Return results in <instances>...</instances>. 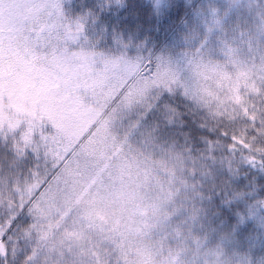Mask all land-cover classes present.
I'll use <instances>...</instances> for the list:
<instances>
[{
    "label": "trees",
    "instance_id": "trees-1",
    "mask_svg": "<svg viewBox=\"0 0 264 264\" xmlns=\"http://www.w3.org/2000/svg\"><path fill=\"white\" fill-rule=\"evenodd\" d=\"M53 1L64 21H82L88 11L96 10V15L94 12L91 14L96 20L93 26L86 19L84 21L87 22L84 36L87 45L115 53L117 49H124L127 57L136 49L143 48L145 53L142 56L151 57L153 61L158 56L157 51L167 50L172 43L181 42L182 36L190 37L191 34H185L186 30L202 31L206 25L213 28L216 22L219 27H214L212 41L218 38V41L228 40L232 44V57L228 59L231 63H227V70L222 72L228 82L218 81V76L215 79L208 76L205 90L199 88L193 91L187 86L188 95L157 88L155 90L160 95L155 101L152 95L148 96V102L153 103V107L147 111H142L143 105H138L110 116L115 105H108L105 112L112 121V130L107 134V145L102 154L113 156V160L122 166L125 164L129 169L125 175L128 171L132 172L130 165L138 163L139 172H144L133 182H129L131 178L123 181L121 189H117L114 183L118 177L113 171L96 176L81 171L73 180L68 175V182L59 189L55 185L54 173H45L46 181L51 180L49 186L45 183L33 187L31 193L24 191V186L31 179L35 156L25 150L13 164L11 141L0 138V201L9 202L3 198V190L11 188L15 182L19 183L22 193L12 200L19 218L13 224L5 264H39V261H33L32 245L27 242L25 232L28 233L33 216L38 215L45 203L53 219L58 214H67L70 218L76 212L84 219L94 217V226L102 232L98 237L103 240L97 243L98 254L104 258L99 263L199 264L198 254L191 248V240L181 243L188 236V229L193 233L198 230L196 220L183 209L164 219L154 198L157 190L154 175L168 174L159 170L154 172L156 166L152 162L161 156L175 159L177 153L183 158L180 162L184 165L185 176H188V168H197L200 164L218 175L227 176L230 171L241 173L233 183L250 193L246 200L230 203L225 208L219 202V194L213 199L218 211L223 214L221 227L229 225L233 235L245 240L237 250L246 252L250 262L256 259L259 264H264V255H261L264 252V243H261L264 240V208L254 206L255 200L264 199V170L261 169L264 167V72L256 67L259 60L251 50L247 36L238 27H246V19L233 16L225 25L218 19L221 0H163L160 8H155L150 0H111L103 7H94L91 3L94 0ZM33 24L26 29L38 30L41 26ZM42 29L48 31L45 26ZM23 34L31 37L35 32L24 31ZM116 42L120 47L115 46ZM152 50L154 54L149 55ZM190 72L194 70L187 72L190 74L189 81L192 80ZM187 85L190 84L187 82ZM166 105L175 109L171 124L164 118ZM104 130L101 123L96 124L93 129L98 137L96 142L103 141L99 137L104 135ZM71 168L65 163L63 175L71 174ZM197 175L195 173L189 178L195 181ZM172 183L180 188L175 197L177 203L191 208L199 202L200 198L181 186L175 177ZM198 190L207 195L206 188ZM184 193L188 194V199L180 200ZM11 215L0 212V228L5 227L6 216ZM71 221L66 219V224ZM179 221L182 223H177ZM172 226L179 229V234L172 231ZM228 243L232 246L231 241ZM185 244L189 248H185ZM4 259L0 257V260Z\"/></svg>",
    "mask_w": 264,
    "mask_h": 264
},
{
    "label": "rangeland",
    "instance_id": "rangeland-1",
    "mask_svg": "<svg viewBox=\"0 0 264 264\" xmlns=\"http://www.w3.org/2000/svg\"><path fill=\"white\" fill-rule=\"evenodd\" d=\"M110 1L94 0L91 3L94 7H103ZM150 1L155 8H160L163 0ZM56 8L53 0H0V128L3 130L0 138L11 141L9 124L16 125L18 135L32 129L33 146L38 142V151L33 152L31 146L26 151L35 156L36 163L28 182L35 188L45 183L49 186L51 180L46 181L45 173H54L55 185L59 189L68 182V175L73 180L81 171L95 176L113 171L118 177V180L114 178V183L117 189H121L123 181L131 178L129 182H133L144 172H139L138 163L130 165L132 172L125 175L129 170L125 164L122 166L113 160V156L102 154L107 145V134L112 130V121L106 117L105 111L102 115L86 101L90 94L107 90V83L114 78L112 70L105 65L104 56H118L124 49H117L115 53L85 43L87 22L84 21L86 19L94 25L96 20L91 14L96 15L95 9L88 11L82 21L78 19L83 24L82 39H78L74 32L77 20H62ZM214 23L218 28L219 24ZM32 24L41 26L38 30L26 29ZM44 26L48 31L42 29ZM214 27L206 25L202 31L188 29L185 34H191L190 37L182 36L181 42L157 51V58L178 73L182 80L185 79L193 91L205 90L208 76L212 79L218 76V81L228 82L222 72L227 70V63H231L228 59L232 57V44L228 40L218 41V38L212 41ZM24 31L35 34L28 37ZM154 52L152 50L149 55ZM144 53L143 48H139L128 58ZM189 69L194 70L190 72L191 81L187 73ZM97 123L105 129L104 135L99 137L103 139L101 143L96 142L98 137L93 131ZM65 163L72 167V173L64 176ZM0 203L1 211L15 213L14 205L10 208L8 201ZM19 203L23 205V201ZM44 205L37 218L33 216L27 235V242L32 245L33 261H39V264H104L99 263L104 258L99 256L97 246L103 242L98 237L102 232L94 226V217L84 219L76 212L70 218L67 214H58L53 219L48 205ZM9 217L6 216V220ZM66 219L72 220L71 223L66 224ZM1 225L4 226L3 221ZM37 257L40 258L37 260Z\"/></svg>",
    "mask_w": 264,
    "mask_h": 264
},
{
    "label": "clouds",
    "instance_id": "clouds-1",
    "mask_svg": "<svg viewBox=\"0 0 264 264\" xmlns=\"http://www.w3.org/2000/svg\"><path fill=\"white\" fill-rule=\"evenodd\" d=\"M220 7L221 11L218 19L222 20L225 25L229 24L230 17L233 16L237 18L243 16L246 19L247 26L238 25V27H241L242 32L247 36L252 46L251 50L259 60L256 67L264 72V0H221ZM225 17L229 19H225ZM104 58L111 59L113 57L105 55ZM145 72H147V69H145ZM171 72L177 75V83L170 85L172 92L179 91L183 95L185 92L183 86H188L187 81L182 80L178 73L172 70ZM110 86L115 87L114 79L107 83V90L90 94L86 101L102 115L114 99V97L110 98L108 95ZM163 90L164 88H161V91ZM209 110L211 111V109ZM171 123L173 121L169 122V124ZM182 159L177 153L175 159H166L161 156L152 162L156 166L153 169L154 172L159 170L168 174L167 176L154 175L155 188L157 189L154 198L160 216L167 219L168 216L183 209L185 213L190 214L196 220L198 230L193 233L191 229H188V236L184 237L181 243L184 240H191V248L197 252L199 264H259L256 259H252L250 262L246 252L237 250V247L244 244L245 240L233 235L229 225L221 227L223 214L218 211L213 199L216 194H219V202L225 208L230 203L246 200L250 193L244 188H238L233 183L241 173L230 171L227 176L218 175L206 165L200 164L197 168H188V176H185L184 165L180 162ZM261 169L264 170V167ZM195 173H198V175L195 181H192L189 177ZM173 177L179 180L181 186L191 190L193 196L200 198L197 204L189 208L185 204L177 203L175 197L180 192V188L172 183ZM249 183H252V181H249ZM198 188H206L208 190L207 195L199 191ZM213 189H215V192H213ZM179 199H188V194H182ZM254 206L264 208V199L255 200ZM177 223H182V221ZM172 231L179 234V229L175 226H172ZM25 235H28V233L25 232ZM229 241L232 242V246L229 245ZM261 243H264V240ZM184 247L189 248V245L185 244ZM261 255H264V252Z\"/></svg>",
    "mask_w": 264,
    "mask_h": 264
},
{
    "label": "snow or ice",
    "instance_id": "snow-or-ice-1",
    "mask_svg": "<svg viewBox=\"0 0 264 264\" xmlns=\"http://www.w3.org/2000/svg\"><path fill=\"white\" fill-rule=\"evenodd\" d=\"M74 32L78 39H82L83 24L79 20L75 21ZM105 65L112 70L115 81V87L110 86L108 89V95L110 98L114 97L112 104L115 105L111 109L110 116L118 115L123 110L131 109L138 105H143L142 111H147L153 107V103L148 102V96L152 95V100L155 101L160 95L159 91L155 89L166 88L169 92H172L170 85L177 83V75L171 72L166 64L161 62L160 58H156L155 61L141 55L128 58L126 53L121 51L120 55L105 59ZM145 69H147V72H145ZM183 87L185 95H188L187 86L184 85ZM174 116L175 109L166 105L164 109L165 120L169 123L173 121ZM2 131V128H0V132ZM17 131L15 124L8 125V132L12 133L10 146L14 153L13 164L16 163V157L22 156L30 146L33 152L38 151V142L36 146H33L32 129L21 135H18ZM33 186L34 184L25 185L24 191L31 193ZM3 192L5 193L3 198L9 200L10 208L13 207L12 200L14 197L22 194L18 182H15L11 188H5ZM18 218L15 213H12L5 222V227L0 229V257L5 258L0 260V264H5L7 259L12 240L13 224L16 223Z\"/></svg>",
    "mask_w": 264,
    "mask_h": 264
}]
</instances>
